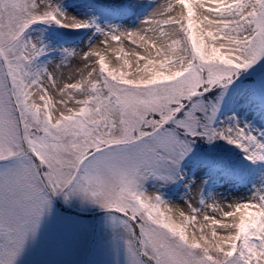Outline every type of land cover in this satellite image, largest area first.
<instances>
[{"label": "snow or ice", "instance_id": "snow-or-ice-1", "mask_svg": "<svg viewBox=\"0 0 264 264\" xmlns=\"http://www.w3.org/2000/svg\"><path fill=\"white\" fill-rule=\"evenodd\" d=\"M151 2L0 0V264L55 198L108 211L113 264H264V180L209 191L264 166V0Z\"/></svg>", "mask_w": 264, "mask_h": 264}, {"label": "rangeland", "instance_id": "rangeland-1", "mask_svg": "<svg viewBox=\"0 0 264 264\" xmlns=\"http://www.w3.org/2000/svg\"><path fill=\"white\" fill-rule=\"evenodd\" d=\"M63 1L61 0L62 3ZM221 143L223 144V142ZM221 150L225 154L239 152L232 145H223ZM247 163L245 161L243 166ZM262 173L264 170L255 168L247 175L250 186V189L247 190L248 194L262 179L264 180ZM180 185L173 186H178L179 190ZM217 193L222 195L225 192ZM99 221L101 223L100 238L94 247L92 264H113L114 256L110 244L111 222L108 220V216L101 217ZM90 231L91 223L83 225L75 218L64 216L53 207L50 214L42 217L35 241L29 242L17 264H80L82 255L86 251V241Z\"/></svg>", "mask_w": 264, "mask_h": 264}, {"label": "bare ground", "instance_id": "bare-ground-1", "mask_svg": "<svg viewBox=\"0 0 264 264\" xmlns=\"http://www.w3.org/2000/svg\"><path fill=\"white\" fill-rule=\"evenodd\" d=\"M78 10V8H76V7H68V10L69 11H73V10ZM79 11V10H78ZM82 12H85V11H82ZM86 13V12H85ZM139 22V20L133 25V26H130V27H134L137 23ZM115 23V22H114ZM123 24V23H122ZM125 25H127V26H129L128 24H125ZM126 51H127V49H126ZM263 180V179H262ZM261 182V181H260ZM212 192H215V193H217V192H225V193H223L222 195L223 196H226V197H228V196H231V195H241V196H247L246 194H248L247 193V190H243V189H241V190H238V191H226V189L224 188V187H221V188H217V189H213V190H211ZM169 200H171V201H174V202H176V203H181L182 201H181V199L180 198H172V199H169Z\"/></svg>", "mask_w": 264, "mask_h": 264}]
</instances>
